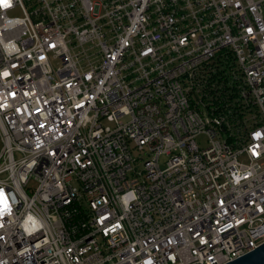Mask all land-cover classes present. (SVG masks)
I'll return each mask as SVG.
<instances>
[{
  "label": "built area",
  "instance_id": "obj_1",
  "mask_svg": "<svg viewBox=\"0 0 264 264\" xmlns=\"http://www.w3.org/2000/svg\"><path fill=\"white\" fill-rule=\"evenodd\" d=\"M7 4L0 264H226L264 243V0Z\"/></svg>",
  "mask_w": 264,
  "mask_h": 264
},
{
  "label": "water",
  "instance_id": "obj_2",
  "mask_svg": "<svg viewBox=\"0 0 264 264\" xmlns=\"http://www.w3.org/2000/svg\"><path fill=\"white\" fill-rule=\"evenodd\" d=\"M226 264H264V243Z\"/></svg>",
  "mask_w": 264,
  "mask_h": 264
},
{
  "label": "rangeland",
  "instance_id": "obj_3",
  "mask_svg": "<svg viewBox=\"0 0 264 264\" xmlns=\"http://www.w3.org/2000/svg\"><path fill=\"white\" fill-rule=\"evenodd\" d=\"M14 13L15 14H17V15H20V12H18V10H16V11H14ZM128 118H125V120H127ZM1 147H2V142H1V140H0V150H1ZM143 154V156L145 155L144 153H142ZM134 155L135 156H141V153L140 152H138V151H134ZM145 158V157H144ZM139 165L140 166H142L143 165V160H140L139 161Z\"/></svg>",
  "mask_w": 264,
  "mask_h": 264
},
{
  "label": "trees",
  "instance_id": "obj_4",
  "mask_svg": "<svg viewBox=\"0 0 264 264\" xmlns=\"http://www.w3.org/2000/svg\"><path fill=\"white\" fill-rule=\"evenodd\" d=\"M231 63H232V65H230V66H233V65H235V61L233 62V58H232V61H230ZM217 64H216V66H217V68H221L222 67V64H223V61H221V60H219L218 62H216ZM229 64V63H228ZM223 70H226V67L223 69ZM223 70H220L219 72H220V74L222 75V73H223ZM224 76V75H223ZM212 92V91H211ZM216 94L214 93L213 94V96H215Z\"/></svg>",
  "mask_w": 264,
  "mask_h": 264
},
{
  "label": "snow or ice",
  "instance_id": "obj_5",
  "mask_svg": "<svg viewBox=\"0 0 264 264\" xmlns=\"http://www.w3.org/2000/svg\"><path fill=\"white\" fill-rule=\"evenodd\" d=\"M3 2H4V6L7 7L8 6L7 0H3Z\"/></svg>",
  "mask_w": 264,
  "mask_h": 264
}]
</instances>
